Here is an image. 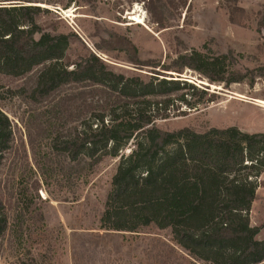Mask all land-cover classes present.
Masks as SVG:
<instances>
[{
	"label": "rangeland",
	"instance_id": "1",
	"mask_svg": "<svg viewBox=\"0 0 264 264\" xmlns=\"http://www.w3.org/2000/svg\"><path fill=\"white\" fill-rule=\"evenodd\" d=\"M32 1L28 5L42 9L36 23L44 33L70 37L64 64L92 53L115 73L143 81L165 78L169 84L136 108L151 111L153 122L118 157L89 167L88 158L71 162L56 148L77 123H66L57 101L77 91L67 87L51 102L33 105L23 88L33 85L42 67L22 79L0 77V110L13 133L0 170V199L7 218L0 264L30 258L36 264H204L179 248L169 229L150 225L135 232L103 230L101 220L120 164L128 175L122 184L125 195L115 204L118 213L139 201L151 172L175 147L177 131L203 134L233 127L264 134L263 80L252 87L241 83L226 88L184 66L195 54L237 70L264 66V0ZM133 15L139 24L130 21ZM112 35L130 41L137 59L152 67H135L121 50L95 49ZM183 82L208 92L204 99L210 94L216 99L186 109L180 101L189 100L196 90ZM253 181L255 199L247 216L252 227L260 228L256 238L264 240V168Z\"/></svg>",
	"mask_w": 264,
	"mask_h": 264
},
{
	"label": "trees",
	"instance_id": "2",
	"mask_svg": "<svg viewBox=\"0 0 264 264\" xmlns=\"http://www.w3.org/2000/svg\"><path fill=\"white\" fill-rule=\"evenodd\" d=\"M2 2L18 3L0 4V77L22 79L42 67L33 85L23 88L29 103L51 102L67 87L77 91L57 101L66 123H77L56 148L71 162L88 158L89 167L106 157H118L119 151L154 120L151 111L136 108L169 82L157 77L148 81L125 77L110 70L92 53L71 65L64 64L70 37L44 33L36 23L42 9L28 5L32 0ZM95 49L121 50L135 67H152L143 65L134 45L121 37L112 35ZM184 66L211 84L226 88L241 83L252 87L256 80L264 81V66L252 70L226 68L219 59H205L199 54L193 55L191 61L186 59ZM192 93L189 100L180 101L186 109H196L216 99V94L204 99L206 91ZM173 142L175 147L153 169L149 184L139 191V201L118 213L120 207L115 204L125 195L122 184L128 175L123 162L120 164L101 228L135 232L154 225L159 230L169 229L176 245L194 261L264 264V240L256 238L260 228L252 227L247 216L255 199L253 178L264 168V134L243 133L233 127L210 129L203 134L183 129L174 134ZM12 144L11 123L0 110V170ZM6 231L5 207L0 199V249ZM14 264L36 262L30 258Z\"/></svg>",
	"mask_w": 264,
	"mask_h": 264
},
{
	"label": "bare ground",
	"instance_id": "3",
	"mask_svg": "<svg viewBox=\"0 0 264 264\" xmlns=\"http://www.w3.org/2000/svg\"><path fill=\"white\" fill-rule=\"evenodd\" d=\"M130 21H131V22H134V23H137V24L140 23V21H139V17H136L135 15H133V17L130 18Z\"/></svg>",
	"mask_w": 264,
	"mask_h": 264
}]
</instances>
